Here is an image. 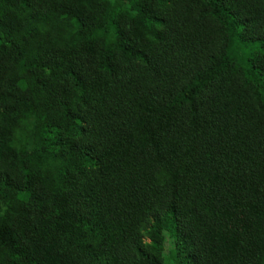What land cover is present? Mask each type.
Listing matches in <instances>:
<instances>
[{"label": "trees", "instance_id": "trees-1", "mask_svg": "<svg viewBox=\"0 0 264 264\" xmlns=\"http://www.w3.org/2000/svg\"><path fill=\"white\" fill-rule=\"evenodd\" d=\"M0 264H264V0H0Z\"/></svg>", "mask_w": 264, "mask_h": 264}]
</instances>
